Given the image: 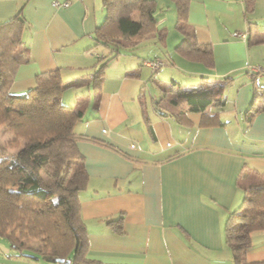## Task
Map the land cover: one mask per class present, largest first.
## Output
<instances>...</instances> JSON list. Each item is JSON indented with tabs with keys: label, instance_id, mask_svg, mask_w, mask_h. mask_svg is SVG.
Returning a JSON list of instances; mask_svg holds the SVG:
<instances>
[{
	"label": "crops",
	"instance_id": "1",
	"mask_svg": "<svg viewBox=\"0 0 264 264\" xmlns=\"http://www.w3.org/2000/svg\"><path fill=\"white\" fill-rule=\"evenodd\" d=\"M103 1L0 0V24L23 6L27 19L28 61L12 91L25 93L38 74L60 68L62 103L84 112L74 130L83 136L77 148L89 175L79 194L87 257L102 264H233L225 227L243 203L241 178L248 170L254 180L264 176V75L249 72L264 68V0H188L183 27L211 47L212 65L174 51L183 39L176 3L155 0L164 42L152 33L130 47L108 65L99 87L92 74L110 51L93 38L106 17ZM171 12L172 31L164 25ZM156 59L163 65L154 74L143 62ZM177 73L210 94L225 84V106L171 116L183 107L182 99L179 106L172 101L183 91ZM250 110H257L252 119ZM246 260L264 264V230L252 234Z\"/></svg>",
	"mask_w": 264,
	"mask_h": 264
},
{
	"label": "trees",
	"instance_id": "2",
	"mask_svg": "<svg viewBox=\"0 0 264 264\" xmlns=\"http://www.w3.org/2000/svg\"><path fill=\"white\" fill-rule=\"evenodd\" d=\"M173 1L178 30L183 35L174 51L191 62L212 65L211 47L199 44L195 35L186 33L183 27L188 0ZM103 2L106 17L93 38L95 47L110 51L100 58L101 64L92 74L99 87L113 60L152 33H158L161 43L166 34V29L158 28L155 0ZM26 25L24 6L0 24V128L12 133L7 147L17 149L12 157L0 159V239L18 252L36 242L40 257L49 264L59 263L58 259L70 264H102L87 257L88 233L81 217L79 194L87 188L89 175L77 148L83 136L77 135L74 127L84 112L62 103L67 83L60 68L38 74L36 85L25 93L12 91L19 66L28 61L23 55ZM224 87L219 85L211 94L202 89L183 90L172 98L175 106L182 99V110L171 116L178 119L185 111L204 114L216 102L225 106ZM159 101L157 110L165 116ZM256 112L248 111V118ZM254 176L249 170L243 173V203L229 214L225 227L233 264H254L247 262L246 254L252 247V234L264 230V176L259 180ZM248 179L252 181L248 183Z\"/></svg>",
	"mask_w": 264,
	"mask_h": 264
},
{
	"label": "rangeland",
	"instance_id": "3",
	"mask_svg": "<svg viewBox=\"0 0 264 264\" xmlns=\"http://www.w3.org/2000/svg\"><path fill=\"white\" fill-rule=\"evenodd\" d=\"M166 23H164L165 27L168 26L170 27L169 29L172 31L173 25L172 22L175 21V17L173 16V12H171L168 17L166 18ZM139 51L137 50L135 53L139 55ZM147 61V60H145ZM144 61V62H145ZM151 61V60H150ZM166 68V67H165ZM164 68L162 67V70ZM166 70V69H165ZM164 72V70H163ZM163 72L158 73L160 75L163 74ZM177 73L176 76L179 77V79H182V84L180 87L182 90L190 89L196 84L186 82V77H180ZM166 85L170 86L172 85L171 79L169 78L168 80L164 81ZM201 88V87H200ZM172 89V88H171ZM180 90V91H182ZM229 90L228 87L226 90H224L223 96L228 97ZM12 138V133L9 131L4 130L3 128H0V159L2 157H12L17 149L15 148H8L7 147V142ZM37 243L33 242L31 247L29 249L24 250L23 252H18L13 250L10 246L9 243L6 240L0 239V264H49L45 262L41 257L36 249ZM54 264H66V263H54ZM70 264V263H69Z\"/></svg>",
	"mask_w": 264,
	"mask_h": 264
},
{
	"label": "built area",
	"instance_id": "4",
	"mask_svg": "<svg viewBox=\"0 0 264 264\" xmlns=\"http://www.w3.org/2000/svg\"><path fill=\"white\" fill-rule=\"evenodd\" d=\"M53 5L55 7H67V6H69V3L68 2L61 3V2L55 1L53 3ZM232 36L234 38H240V39H243V40L247 39V34L246 33L234 32L232 34ZM143 64L145 66H148L149 68H151L154 72L157 71L163 65V63L161 61H159V60H156V61H145V62H143ZM249 72H251L253 75H258V74L264 75V68L261 67V66H255V67L251 68Z\"/></svg>",
	"mask_w": 264,
	"mask_h": 264
},
{
	"label": "water",
	"instance_id": "5",
	"mask_svg": "<svg viewBox=\"0 0 264 264\" xmlns=\"http://www.w3.org/2000/svg\"><path fill=\"white\" fill-rule=\"evenodd\" d=\"M57 262H59V263H66V264H69L70 263V261H65L63 259H58Z\"/></svg>",
	"mask_w": 264,
	"mask_h": 264
}]
</instances>
